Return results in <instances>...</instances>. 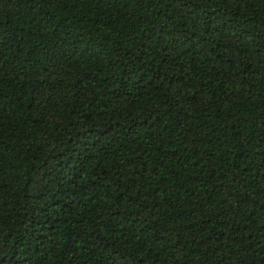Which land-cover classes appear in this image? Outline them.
Segmentation results:
<instances>
[{
    "label": "trees",
    "instance_id": "1",
    "mask_svg": "<svg viewBox=\"0 0 264 264\" xmlns=\"http://www.w3.org/2000/svg\"><path fill=\"white\" fill-rule=\"evenodd\" d=\"M0 264H264V0H0Z\"/></svg>",
    "mask_w": 264,
    "mask_h": 264
}]
</instances>
